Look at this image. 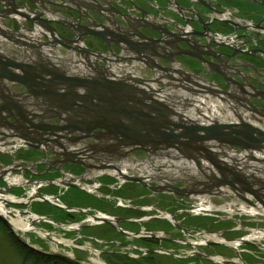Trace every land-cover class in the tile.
<instances>
[{"label":"flooded vegetation","instance_id":"obj_1","mask_svg":"<svg viewBox=\"0 0 264 264\" xmlns=\"http://www.w3.org/2000/svg\"><path fill=\"white\" fill-rule=\"evenodd\" d=\"M20 10L22 13L18 15ZM227 11L228 17L223 19ZM235 21L240 22V28L231 26L236 24ZM38 25L42 33L34 38L32 31H37ZM4 27L11 28L13 35L23 36L22 47L28 50L30 65L37 67L36 73L44 66L89 86L96 85L99 89L92 91L95 96L90 102L92 92L80 86V95L86 102L79 100L82 108L76 110L79 123H63L69 129L76 125L85 127L86 119L82 112L98 108L99 96L96 95L106 91V97L112 99L114 83L111 81L140 88L137 84L140 77L134 72L145 76L142 77L145 79L169 80L159 83L158 89L164 88L165 84H177L174 80L190 78V82L220 90L222 97L234 102L235 106L245 99L249 101L248 107L258 108L264 113V0H0V30L4 31ZM75 41L81 46L74 44ZM13 55L19 57L22 54ZM50 58L54 59L53 65L48 64ZM119 59L127 61V70L132 71H126V79L107 74L112 70L109 67L113 62ZM99 64L102 66L100 70L96 68ZM46 75L47 79L40 82L45 84V90L56 84L63 92L68 91V82L55 81L52 75ZM172 118L176 122L184 121L183 116ZM94 122L90 119V123ZM106 132L108 130L93 131L92 137L97 138L94 141L106 139ZM72 137L77 138L78 134ZM90 144L86 145L87 149ZM124 153L121 151L114 156L124 158L121 156ZM112 156L107 151L92 150L86 157L96 161L85 164L94 168ZM141 156L146 157L142 151H133L126 159ZM62 168L93 182V174L79 164L64 163ZM100 179L99 188L108 192L96 204L121 219L112 224H101V229L96 230L103 242L101 255L104 259H131L139 264H170L177 259L179 264H220L215 258L224 256L228 264H263L264 258L261 261L257 255L260 249L253 245H244L247 249L242 252L243 249L236 251L222 244L199 247L190 244V237L203 229L223 233L230 239L248 236L254 228L251 224L256 225L251 220L244 221L240 216L227 222L222 216L196 220L195 211L189 207L190 196L153 192L139 183L118 185L113 177ZM196 179L187 172L173 184L185 187L184 192L188 194ZM156 184L151 183L152 186ZM112 185L113 189L109 187ZM82 196L94 199L89 193L79 196L84 200L86 197ZM146 196L155 197V202L147 201ZM158 209L170 212L173 220L146 219ZM144 230H150L151 236L136 235L145 234ZM162 233L165 239L160 237ZM180 245L190 247L188 254L176 256ZM129 246L137 252L136 256L131 257L125 251Z\"/></svg>","mask_w":264,"mask_h":264},{"label":"water","instance_id":"obj_2","mask_svg":"<svg viewBox=\"0 0 264 264\" xmlns=\"http://www.w3.org/2000/svg\"><path fill=\"white\" fill-rule=\"evenodd\" d=\"M14 13L17 12L14 11ZM16 68L20 69L23 73L16 72ZM36 70L37 67L34 68V66L32 65H26L22 62H16L14 60L3 57V55H0V84H2V81L5 80L15 81L27 85L30 93L35 95L36 98L42 96L44 99L49 100L52 105H57L56 103H58L57 107L62 109L63 112L70 113V120L73 116L78 117L76 110L82 109L80 108L81 104H79V100H83L84 102H86V100L82 99L81 95L77 92V88L79 86H84L90 93L92 91L95 92L99 90L98 88H96V85L89 86L88 83L80 82L76 78L65 77L57 72V70L47 69L46 67H43L39 73H36ZM46 74L52 75L55 81L59 80L60 82H68V91L64 93L60 92V90H58L59 87L56 86V84H52V86H50L47 90L43 89L42 84L39 83V81L41 77L47 79L43 76ZM54 80L52 79L51 81L54 82ZM107 81L109 80L107 79ZM143 81L145 82V80H139V82L141 83H143ZM111 82L114 83L112 84V89L114 92V94H112V99L106 97V91H104V93H99L98 95H96L99 96L98 98L100 104H98V108L94 107L86 110L84 109L82 112L83 118L85 117L86 119L84 120V126L87 128V132L92 131L95 127L94 124L90 123V119H93L95 122H101L99 126L101 128L107 129L110 135H112V137L117 140L115 144H112L115 150L119 151L122 147L129 150L142 149L149 154L160 155L158 157L159 159L167 156L176 160L186 162L188 161L189 164L195 165L199 169V171L203 173L204 177L207 178V180L196 179L194 181V184H192L193 186H203L204 190L201 192H194L193 194H191V191L190 193L186 194L184 192L185 187L174 185L173 182L177 180L176 178H170L169 181L165 180L163 181L164 184L162 185L156 184L155 186H152L150 182H147V177L142 175L137 176L126 174L116 167V169L120 173L119 175L123 179L142 183L145 187L149 188L153 192L165 191L190 197H195L196 194H207V196L209 197L229 194L228 192L222 190V188L223 186H230L234 191V195L237 199L247 203L251 207H256L260 210H264V193L260 188L254 189L252 185L253 183L247 182V180H249L250 174L241 172V166L235 159L233 163L224 160L223 158H225L227 154L226 151H216L217 148H222L223 150L227 146H233V149L234 146H240L244 150L250 151V153H252V151H257L263 155L261 158H257V156L255 157L254 154H249L247 155V158L249 160H256L264 163V140L261 142L260 138H258L259 135L264 138V132H262L259 127L251 125L243 120L236 123H225L220 122L217 119H211L209 124L203 125L197 122L190 124L185 123V121L176 122L174 121V119H172L171 116L177 115L181 117L182 115H179L170 105H167L163 101L155 98L153 94L139 87H130V85L126 84L125 82V84L121 83L119 85L115 84V81ZM93 92L89 95L88 101L92 100V98L95 96ZM208 92L213 95L216 94V92L212 89H208ZM6 99L7 102L0 104V136L3 135L0 146H7L8 144H10L12 137H18L22 139L24 145L26 146L35 147L44 151L47 150L45 147L46 144H44L43 142H46V140H48V137L44 136L43 133L39 135H33L35 131H31L27 126L24 125V123H30L33 129L40 128L42 129V132H44V134L48 135L56 133L55 130H62L63 127L61 128L42 122L38 125L30 118H27L28 115L25 114V111L22 108L25 106L24 103H20L11 95L6 97ZM18 116L21 118V120L18 119ZM32 116L36 118L34 115ZM13 117H15L14 122L11 120V118ZM58 117L65 120L60 115ZM39 118L41 117L39 116ZM79 119L77 120V123H79ZM18 129H20L21 131H19ZM81 129L84 130V128ZM256 133L257 136L255 135ZM169 149H174L178 153L171 154V152L168 151ZM0 152L4 153L5 151L0 148ZM79 153L81 152H72V154H70L71 158H66L64 162L81 161L82 166H86L85 162H82L81 158L79 157L80 155L77 156ZM203 161L209 162L212 165V169L215 168L217 170L215 171L216 173L207 174L203 169ZM41 163L46 164L47 161L45 159L35 161L32 164V168L34 169V171L36 169L35 167ZM14 168L15 170L16 168L21 170H30V167L25 164L14 165L11 169H0V180L6 182V185H0V193L9 195V190L18 187L17 184L10 183L6 178V175L9 174V172ZM86 168L89 169L91 167L88 168L86 166ZM94 168L99 169L101 168V166H94ZM55 169L57 171H60L64 175V172L61 171L60 168L55 166ZM158 169H160V167H158ZM49 170L50 165H47L46 171ZM37 174H41V172H37ZM74 178L76 179V177ZM44 180L48 179L43 178L39 180H30L29 184H34L37 186L42 181L44 182ZM51 180H54V178ZM79 180H83V178H79ZM57 181H59V179ZM152 182H155V180H153ZM63 184H65L66 186L81 188L80 185L68 180H63ZM256 184H261V181L256 182ZM250 186H252L253 188ZM259 186L261 187L262 185ZM246 192H249V194L253 196V200L245 196ZM37 193L38 194H36V197L50 202L55 206H61L58 203H55V200L59 198V195L53 196L51 198H46L39 194L40 191H38ZM36 197L25 203H31L32 201L37 199ZM11 203L13 202H10L9 204ZM9 204L7 206H9ZM74 209L75 208H72V210ZM75 210H81L84 213L87 212L83 209ZM91 215L94 217V221L92 223H89L88 221V223H86V226L101 223L112 224L121 220L119 217H110L109 215H106L102 212H97ZM0 218L9 226H11L10 222L5 217L0 215ZM156 218H159V216H154L146 219ZM38 220L48 219L44 217H38ZM38 220H33L32 224L34 225ZM58 224L63 226L61 223ZM80 226L81 224L78 226V228H80ZM217 234L219 236H222V233L220 234L218 232ZM240 240L242 244L256 246L254 242H251L248 239L244 238ZM206 243L207 245L224 244L223 242L214 240H207ZM190 244L193 247L201 246V244L197 245L193 244V242H190ZM261 246L264 247L263 244H261ZM57 254L61 257L72 258L63 253Z\"/></svg>","mask_w":264,"mask_h":264},{"label":"bare ground","instance_id":"obj_3","mask_svg":"<svg viewBox=\"0 0 264 264\" xmlns=\"http://www.w3.org/2000/svg\"><path fill=\"white\" fill-rule=\"evenodd\" d=\"M21 13H22L21 10L18 11V15H20ZM235 23L236 24L231 25V26H233L234 29L235 28H240V25H241L240 22L239 21H235ZM2 26H4V25L2 24ZM39 27H40L39 25H38V27H36L37 31H32V34H33L34 38H36L38 34L42 33ZM9 35H10V37L13 40H19V42H17V46L16 47H18L20 50H22L24 47H19L18 43L21 46L23 45V43L21 41L23 36L21 34L13 35L11 33H9ZM236 36H237V39L240 40L239 37H241V36H239L238 33L236 34ZM4 40H7V35H4L3 31L0 30V51L1 52H3V48H5V44H6ZM74 44H77L78 46H81V45H79L77 43V41H75ZM19 57H20L19 60H21L24 64H26V65H30L31 64V59L26 54H25V56H19ZM53 60H54L53 58L48 59V64L53 65ZM92 60H93V62L95 61L94 58ZM109 68H111L112 70H108L107 74L110 73L111 75L116 76V78H121V79H124V78L126 79L128 77V73L126 71H129V70H127V67H126L123 59H119V61L113 62V64ZM122 69L124 70L123 72H121ZM16 71H18V70H16ZM36 72H37V70H36ZM129 72L132 73V71H129ZM65 75H67V74H65ZM163 80L165 82H169V80L166 79V78H164ZM8 82L11 85H13V86H19V82H15V81H8ZM153 90H155L156 92L158 91L156 86H153ZM61 92H63V91H61ZM186 92L188 94H190V86L186 87ZM204 97H207V94H205ZM157 99L163 101L167 105H171L172 108L174 110H176L177 112H180V114L183 113V118H184L185 123L197 122V123H200L201 125H203V124H205V122H208L211 119H215L216 116H221V119L220 118L218 119L220 122H225V123L229 122L230 123V121H235V123H236V121L240 122L241 120H243V121L248 122L251 125L259 127L260 130L262 132H264V126L260 125L262 123V121H263L262 117H264V113L262 111H260L258 108L252 110L251 112H248L247 108H249L248 106L250 104H249V101L245 100V99H244V101L241 100L239 102V104L235 107L236 110H231L229 108V104L226 103V106L225 105L222 106V109H223V107L225 108V110H221L223 115H220V112L218 111V107H219V103H220L219 100H213L211 98H208V99L204 100V102H203L204 106L202 104L201 105L200 104H191L190 107H188V108L184 105V100H182V101L178 100L171 90L164 91L161 95H159L157 97ZM36 101H37V99H35V102ZM5 102H7V99L5 97H3L2 98V103H5ZM176 105H177V109L175 108ZM22 108L24 109L25 114L28 115L27 118H34L33 116H30L29 114L34 115L36 117V119H37L36 123L37 124L40 123L38 121L39 119H38L37 114L35 112V106L33 105V102L29 101ZM224 114H226V115H224ZM225 118H227L229 120H225ZM18 119L21 120L20 117ZM71 119L74 120L73 117ZM75 121H77V120H75ZM100 123L101 122H94L93 123L94 126H95L94 129L96 131L101 130V127L99 126ZM18 130L21 131L20 129H18ZM255 135L257 136V133ZM258 138H260L261 142L264 140V138L261 135H259ZM82 147H84V142H80V143L76 144L73 147V152H75L77 149L80 150ZM233 150H234L233 148H224L223 150H222V148H220V149L217 148L216 149L217 152H220V151L221 152H225V151H233ZM236 157H237V159L239 161L242 160V162H243V163H240L241 164L240 171L243 172V173H246L245 169H247V171H249V173H250V177H249V180H247V182L248 183H253L252 185H253L254 189H259L260 188L263 191V193H264V163H262L260 161H256V160L255 161H251L247 157H245L242 154V152H237ZM3 158L5 159L6 156L3 155ZM225 158H227L226 161H229V162L231 161L233 163L235 161L234 159H236L235 155H234V151H233V153H230V155L227 153ZM257 158H261V157L257 156ZM103 160L107 161L105 165H101V168L103 169V171H105L106 175L111 174V172H112L111 163L117 164V166H119V162H117L116 161L117 159L114 158V157L106 159V160L103 159ZM161 160H165L164 157H162ZM243 160L248 161V163H246ZM257 160H259V159H257ZM50 163H51L50 166L52 168H54L55 167L54 166L55 165L54 162H50ZM48 164H49V162L46 165H48ZM248 164H250L251 167H249ZM1 165H2V163L0 162V166ZM128 165L132 166L133 169L136 168L135 165H133L132 163H128ZM164 165H165V167L167 169H159V172H158L159 174L158 175H155L154 174L155 170H153L151 168L144 169L145 172L148 174L147 175V179H151L152 178V179L155 180V182H157L158 184L162 185V184H164L163 181H165V180L169 181V179L172 176V173L174 171H176L177 168H179L178 171L180 170V168H181V171H183L184 168H186V169L188 168V165H185L182 161H173V160L171 161L170 160V162H169L168 159L165 160V164ZM191 166H193L194 172L192 171L193 169H192ZM12 167H13V165H11L9 168L11 169ZM189 167H190V171L192 172V173L190 172L191 176L192 177L197 176L198 175L197 174V168L195 167V165H190ZM3 169H6V168H3ZM14 169L12 171L8 170L10 172H9V174L6 175L7 180H9L11 183L14 182V184H19V185L25 184L26 183L25 180H23V178L20 175H18V176L17 175L16 176L12 175L15 172ZM126 169L127 168H124V170H126ZM259 169H260V171H259ZM208 170H209L208 174L216 173L215 171H217L215 168L212 169L211 167H208ZM17 171L20 172L21 169L20 170L17 169ZM63 171L65 172V175H67V173H70V171L68 169H64ZM72 173H74V172H72ZM96 174H98V173H96ZM156 176H158V177H156ZM124 181H125L124 179H121L120 181H118V185H120ZM258 181H261V184H256V182H258ZM98 183L99 182L90 183V184L87 183L86 187L89 190L94 191V190H96ZM193 184H194V182H193ZM259 185H262V186L260 187ZM54 187L57 190H59V191H64V189H63L64 187H62L61 184L56 185ZM250 187H252V186H250ZM185 190H186V188H185ZM203 190H204L203 186H200V185H194V186L192 185V186H190V189H189V191H191V194H193L194 192H199V191L201 192ZM222 190L228 192L229 194H235L230 186H226V187L223 186ZM33 192L27 194L26 198H20V197H17L14 194H11V193L9 195H5V194L0 193V215L5 217L9 221L13 228H15L16 230H18V231H20L22 233H27V232H30V231L37 230V231H39L41 236L47 237V238H52V237H50L51 233L49 231L42 230V229H39V228L37 229L36 226L32 224L33 220H38L37 216L24 215L23 212L14 209L11 206V204H9L10 202H13V203H16V202H27V198L31 197L33 195ZM215 192H217V191H215ZM243 194H245V193H243ZM205 196H207V194H205V195L196 194L195 197H190L193 201H196V202L193 203V210H195V212L197 214H199V215L202 214V217H205V218L206 217H210V216H215V218H216V216L220 217L221 215H217L218 211H222L223 210V211H226V212L227 211L228 212H233V210L236 209L238 207V205L239 206H244V207H241V208H242V211L245 212V213H252V214L255 213L256 216H254V219H250V220L252 222L256 223V224H259V222L257 221L258 219L256 220L255 217H257V215L264 216V210L263 209L260 210V209H258L256 207H252V208L248 207L249 205L247 203L242 204L241 201H239L236 205H234V209H233V207L221 206V205L218 206L217 204L212 202L211 198L205 197ZM245 196L248 197L249 199L253 200L252 199L253 196L250 195L249 192H246ZM44 197L49 198L50 196L47 194V195H44ZM55 203H56V201H55ZM8 204H9V206H7ZM197 205L199 206V208H196ZM89 212L90 211H87L86 213H84L81 210L79 211V215L82 216V219H83L81 222H79L81 224L80 228H78V226L80 224H78V225H76V224L67 225L66 228L68 230L69 229H75L76 232L78 231L77 232V233H79L78 237L81 238L82 242L80 244H78L77 246H74V247H77L80 250H82V248H87L88 251H91L93 256L91 257V261L90 262L92 264H110L109 263L110 262L109 259H108L109 262L106 261V259L105 260L100 259L101 258L100 257V251H98V250H101V249L103 250L104 249V248H100V246L102 245L103 242L100 240V238H98L97 233H96L97 228L100 227V226L95 225L96 229L91 228L92 225L91 226H86V223H88V221H89V223H92L94 221V217L91 215L92 213H89ZM164 219L165 220H169V219L173 220L171 218V216H169V215H166ZM224 221L227 222L228 219H224ZM53 223L56 224V225H60V224H58L56 222H53ZM224 224L228 225L226 223H224ZM86 227H88V228H86ZM76 229H78V230H76ZM84 234H87V235H84ZM92 234H95V235H92ZM222 235H223V233H222ZM201 238H205V240L208 239V240L224 242L229 247H233L234 249H236V251L238 249H240V250L243 249L242 250V252H243V251H245L247 249V247H245V246H240L241 242L239 240L230 239V238L224 239V238L220 237L218 234L211 233L210 230H208V232H207L204 229L195 232L194 235L192 237H190V242H193V244H197V245L198 244H202V245L205 244L206 245V241L205 240H202L201 242L200 241H196V240H199ZM247 238L250 241H254L255 240V244H256L257 248L259 249V247L261 246V243L260 242L258 243L257 240H260V239L264 238V232L255 231L253 234L248 235ZM194 239H196V240H194ZM93 240H95V242ZM22 242L25 245L27 244L26 241H24V240ZM59 242H62L63 244L69 246V244H67L68 240L57 239L56 243H59ZM71 243H73V242H71ZM70 245H72V244H70ZM92 246H95L96 249H98V250L95 249V251H94V249H93L94 247H92ZM27 247H30V248L35 249V250H38L34 246H30L29 245ZM260 248H262V246ZM125 251L130 253V255H132L134 252L136 253L135 250L131 251V247L130 246L127 247L125 249ZM66 255H68L69 257L72 256V254H66ZM205 258L209 259V257H205ZM68 259H70V258H68ZM215 260H219L220 264H223V263L224 264H228L227 258H225L224 256L215 258Z\"/></svg>","mask_w":264,"mask_h":264},{"label":"rangeland","instance_id":"obj_4","mask_svg":"<svg viewBox=\"0 0 264 264\" xmlns=\"http://www.w3.org/2000/svg\"><path fill=\"white\" fill-rule=\"evenodd\" d=\"M139 158L142 159L144 157H139ZM164 159L165 160L168 159V161H170V160L171 161L172 160L173 161H179V160H176V159H170V157L169 158L166 157ZM165 160L160 161L159 164H161V166H163L165 164ZM152 167H154V166L152 165ZM191 167L193 169L192 171L194 172L193 166H191ZM162 169H167V168L164 165ZM178 169L179 168H177L176 171H174L172 173V176L179 175V173H181L180 170L178 171ZM186 170H187V172H191L190 168L189 169H185V172H186ZM99 181H101V180L96 178V182H99ZM20 187L23 189V191H27V189L30 190V188L28 186H20ZM98 190L101 191V192L102 191L103 192L106 191L105 189H102V190L98 189ZM82 192L83 191H81L80 189H75V188H70L68 190H65V195L64 194H62L63 196L61 195L62 196L61 197V203L65 204V202H66L68 205H73V206L77 205L78 204L77 202H79V199H80L78 197L83 194ZM19 193H20L19 191H13L11 194L18 195ZM50 193H55V191L53 190L51 192L50 190H47L46 193H44V194L52 195ZM83 197H86L83 200V202L87 206L99 207L100 209L104 210V208H102L100 205L96 206V200L92 199V197L82 196V198ZM147 197L148 196H146V198ZM93 198H94V196H93ZM30 200L31 199L27 198V202L30 201ZM148 200H150L152 202H155L156 198L155 197H148L147 201ZM211 200H212L213 203H215V204H217L219 206V205L223 204L224 201L228 200V198L227 197H212ZM189 202H190V206L189 207L191 209V208H193V203L196 202V201H193V200L191 201L190 200V201H188V203ZM11 206L14 209H16V210H19V211L23 212L24 215H29V216H38V215H41V214L50 215V217H49L50 219H48L49 221L38 220L34 225L36 226L37 229L39 228V229H42V230L49 231L51 233L50 237H52V238H47V237L41 236L39 231H37V230L30 231V232H27V233H22V232L16 230L15 228L6 225L0 219V264H33L32 261L31 262L28 261V263H25L24 260H23V257L20 255L19 247H17V243H18V241L22 242L23 240L26 241V243H27L26 245L27 246H29V245L30 246H34L38 250H40V252H46L48 254L49 253H51V254H54V253L55 254L56 253L72 254L71 257H73V258H76V257L82 258L84 264H92L90 262L91 261V257L93 256L91 251H88L87 248H82V250H80L77 247H74L75 246V242L74 241L77 239V236L79 235V233H77L78 231L76 232L75 229H69L68 230L66 228L67 225H73V224L78 225V224H80L79 222H81L83 219H82V216L79 215V213L73 212L74 214L73 213L72 214H69V213L66 214L64 212V210H61V209H58V208H55V207H50L47 204V201H43V200H36V201L31 202L29 204H26L25 202H23V203H13V204L11 203ZM196 208H199V206L197 205ZM160 210H162V209H160ZM234 210H235V213H236L238 209L236 208ZM163 211H167V210L163 209ZM238 212L242 213L241 219L244 220V221L245 220L249 221L250 219H254V216H256V215H251L250 213H244L241 210L238 211ZM217 215H221L225 219L233 220V219H231V218H233V217H231L233 214L230 213V212H226V211L222 210V211H218ZM194 216H195L196 220H200L201 218H203L202 214L197 215V213H195ZM234 217H236V216H234ZM255 218H256V220L258 219L257 221L259 222V224H256L257 225V228H256L257 232L258 231L264 232V216L257 215V217H255ZM54 220H57V221H60V222H63V223L65 222L67 225L66 226H58V225H56V224H54L52 222ZM93 228L96 229V227H93ZM99 228L100 227H98L97 229L99 230ZM244 234L246 235L247 232H244ZM92 235H95V234H92ZM55 239L56 240L57 239L68 240L67 244H69V246L65 245V244H62V243H60V244L56 243ZM194 240H196V239H194ZM202 240H205V238H201V239L196 240V241H200L201 242ZM93 241L95 242V240H93ZM257 241L262 243V242H264V238H262L260 240H257ZM71 242H73V243H71ZM70 244H72V245H70ZM181 246H182V248H180ZM92 247H94L93 249L95 251L96 247L95 246H92ZM180 247H178L179 250H177L179 256H184V255L188 254V251L190 250L189 246L180 245ZM136 253L134 252L131 255V257L134 256ZM257 255L259 256L260 260L262 261L261 258H264V250L263 249L259 250ZM100 257H99L100 259L105 260L104 258H102V256H100ZM106 261H108V260H106ZM178 261H179L178 259H177V261L174 260L170 264H179ZM262 262L264 264V261H262ZM109 263L110 264H133L131 259H120V260H115L114 259V260L110 261Z\"/></svg>","mask_w":264,"mask_h":264},{"label":"trees","instance_id":"obj_5","mask_svg":"<svg viewBox=\"0 0 264 264\" xmlns=\"http://www.w3.org/2000/svg\"><path fill=\"white\" fill-rule=\"evenodd\" d=\"M20 255L23 257L25 263L33 262V264H81L74 260L61 257L56 254L40 252L38 250L27 247L23 242L18 241ZM133 264H139L132 260Z\"/></svg>","mask_w":264,"mask_h":264}]
</instances>
